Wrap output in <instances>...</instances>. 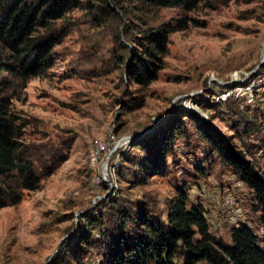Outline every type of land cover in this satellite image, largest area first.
<instances>
[{"label": "rangeland", "instance_id": "1", "mask_svg": "<svg viewBox=\"0 0 264 264\" xmlns=\"http://www.w3.org/2000/svg\"><path fill=\"white\" fill-rule=\"evenodd\" d=\"M90 2L58 23L62 40L44 75L0 73V106L26 126L23 141L41 156H65L39 189L0 209V264H68L82 237L100 240L108 230L113 202L160 217L183 188L189 205L204 206L213 235L231 245L233 229L248 224L264 251L255 193L182 117L229 136L264 174V0H205L193 11L139 15L125 3L93 15ZM146 31L169 32L167 49L152 59L150 75L131 81L130 54L145 49ZM179 120L188 137L172 144L164 173L145 171L147 154L133 145ZM100 215L107 224L89 228ZM102 263L92 250L70 264Z\"/></svg>", "mask_w": 264, "mask_h": 264}, {"label": "trees", "instance_id": "2", "mask_svg": "<svg viewBox=\"0 0 264 264\" xmlns=\"http://www.w3.org/2000/svg\"><path fill=\"white\" fill-rule=\"evenodd\" d=\"M84 1L0 0V48L3 51L0 73L7 72L26 81L51 69L52 51L63 36L56 35L58 23L65 21ZM204 1L92 0L90 3L94 6L87 9L93 15L115 14L125 3L130 4L127 11L139 15L154 9L193 11ZM168 35L167 31L144 32L145 49L140 54L135 51L130 54L133 60L128 69L131 81L141 82L151 74L149 65L154 66L152 59L160 61L158 55L165 54ZM141 53L148 58H142ZM182 117L192 120L198 138L210 146L211 154L255 193V210L262 213L260 224L264 228V174L259 172L256 162L248 160L246 153L226 134L200 120L194 122L196 119L189 115ZM174 122L169 125L168 132L161 129L148 140L133 145L134 149H144L147 154L142 162L145 171L154 170L157 175L164 173L172 144L178 137H188L183 120L177 121L178 124ZM25 128L20 118L0 106V209L19 205L26 192L39 189L44 176L53 175L65 161V156L58 152L41 156L39 150H33L32 144L23 141ZM200 170L204 175L203 169ZM169 203L166 215L157 217L148 207L143 213L139 208H119L113 202L109 207L113 212L108 230L101 232L100 240L82 237L79 250H73L68 264L76 259L81 262L92 250L101 253L102 264H264L261 240L248 224L242 223L233 229L231 245H228L212 234L204 206L200 203L189 205L186 188L180 189ZM106 218L107 215H100L95 223L90 219L88 227L106 225Z\"/></svg>", "mask_w": 264, "mask_h": 264}]
</instances>
